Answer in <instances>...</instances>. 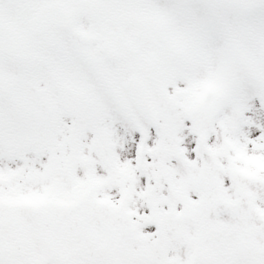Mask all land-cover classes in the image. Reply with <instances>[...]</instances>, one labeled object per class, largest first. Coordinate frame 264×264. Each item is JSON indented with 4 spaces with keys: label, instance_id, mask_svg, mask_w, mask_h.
<instances>
[{
    "label": "snow or ice",
    "instance_id": "obj_1",
    "mask_svg": "<svg viewBox=\"0 0 264 264\" xmlns=\"http://www.w3.org/2000/svg\"><path fill=\"white\" fill-rule=\"evenodd\" d=\"M0 264H264V0H0Z\"/></svg>",
    "mask_w": 264,
    "mask_h": 264
}]
</instances>
